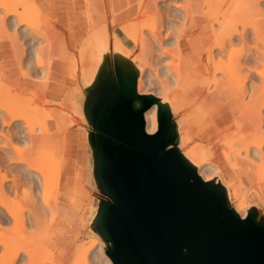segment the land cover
<instances>
[{
  "label": "water",
  "instance_id": "water-1",
  "mask_svg": "<svg viewBox=\"0 0 264 264\" xmlns=\"http://www.w3.org/2000/svg\"><path fill=\"white\" fill-rule=\"evenodd\" d=\"M105 61L78 99L101 195L89 231L113 264H264V211L242 216L220 177L200 176L180 148L172 106L138 92L129 54L110 51Z\"/></svg>",
  "mask_w": 264,
  "mask_h": 264
},
{
  "label": "crops",
  "instance_id": "crops-1",
  "mask_svg": "<svg viewBox=\"0 0 264 264\" xmlns=\"http://www.w3.org/2000/svg\"><path fill=\"white\" fill-rule=\"evenodd\" d=\"M160 1L34 0L41 12L40 31L46 35L50 45L47 54L51 61L52 79L60 81L59 91L56 89L54 93L59 101L50 107V115L45 122L47 129L36 131L26 150L29 157H38L50 151L59 162L56 214L40 236V241L54 253L52 264H70L75 258L77 246L90 237L88 224L101 196L93 176V157L87 141L89 126L80 112L78 97L84 85L98 75L106 62L105 57L113 48H105L104 57L97 59L84 46L86 39L97 33H116L114 19L119 23L130 20L139 9L150 15L156 11ZM196 1L195 16L199 23L195 26L189 22L182 28L179 47L183 78L169 94V97L177 96L176 103L179 105L175 106L176 109L172 108L180 124L181 137L188 136L191 144L207 145L206 154L219 166V177L229 187L230 193L235 185L238 186L246 197L248 208L257 206L264 211V180L259 175V170L264 169V153L260 155L262 159L258 158L260 156L236 157L237 165L232 166L224 152L223 142L235 136L237 121L244 120V127H248L249 120H245L248 114L241 94L231 96L226 89L208 90L201 79L205 68L203 52L213 43L214 37L208 15L204 12L203 0ZM116 35L125 48H128V42L134 43L122 27ZM206 37H209L208 45L204 44ZM90 57L95 62L92 69ZM74 64L87 70L80 75L77 83L69 77ZM14 67L11 43L0 35V82L24 91L26 88L23 86L29 84L28 79L15 73ZM63 81L66 84L64 87ZM226 83V80L221 81V84ZM256 119L257 124L263 126V120Z\"/></svg>",
  "mask_w": 264,
  "mask_h": 264
},
{
  "label": "bare ground",
  "instance_id": "bare-ground-1",
  "mask_svg": "<svg viewBox=\"0 0 264 264\" xmlns=\"http://www.w3.org/2000/svg\"><path fill=\"white\" fill-rule=\"evenodd\" d=\"M164 1L165 0H161L160 3L164 2ZM211 1L214 2V3L212 2L214 6L212 5ZM233 1L234 2L232 3V6L230 4H226V6L228 5L229 7H227L226 9H225L226 6L224 7V11L226 10L225 13L222 11L224 14H222V12H221L222 20H219V19H221V16L219 18V17H216V15H215V17L212 16L213 19H210V20H212V23L210 21V23H211V25H210L211 35L217 39L215 42L213 41V43H211V45L206 47L205 51L203 52L204 53L203 56L201 54L202 59L205 62V68L202 71L201 79L204 83H206L205 85H206L208 90H211V88L219 89L220 91L221 90L223 91L224 89H226L227 91H230L229 93H231V96L241 94V93H243V94H241L243 96L245 93H250V94L252 93L253 94V96H251L252 97V104L255 107V109L257 110V113L260 114V115H258L259 120L262 121V120H264V117L262 115L264 113V87H263L264 86V54H262L264 52V48L262 47V45H261V47H259L260 43H259V46H258V43L254 44V42H256L257 39L255 41H253L254 40V38H253V40H252L253 44L252 43L251 44L253 47H256V46L257 47L255 48V50H253V48H252V52L255 54L256 49L260 48L258 50H259V52H262V53L257 54V51H258L257 50L256 51L257 55L255 54V55H253L252 58H249V57L247 58L248 52L250 54V51H251V47H249V45H248L250 42L248 39L250 37L248 38V33H247L248 28L247 27L248 26L252 27L253 32L256 33V34L253 33L254 35H260V33H261V36H262V34H263L262 32H264V0H233ZM221 2H224V1H221ZM227 2H225V3H227ZM231 2L232 1L230 0L229 3H231ZM215 3L219 4V0L218 1L210 0L209 4H207V6L211 4L210 8L212 6L214 8V7L218 6ZM222 4H224V3H222ZM220 5L221 4H219V6ZM0 7L4 8V14H5L4 19H1L2 17L0 18V20H1L0 22H2L0 27H1V29L3 27V29H2L3 31L5 30L3 33L0 30V33H1L0 35L1 36L3 35L4 37L5 36L6 37L11 36L8 31H7V34L5 35L7 28L8 29L11 28L12 30L15 31L13 33V36H14V40H16V41L13 40V42L11 43L12 44L11 45L12 53H13L14 61H15V67H14L13 71L22 75V76H26V75H29L28 70H31V69L34 70V68H36V66H37L38 68L40 67L41 74H45V75L48 74L49 71L47 70V68H45V64L43 63V61H45V63H46V60L41 59V57H42L41 54L43 55V53H41L42 52L41 51L42 48L40 47L41 43L39 42L38 47L35 46V44L37 43V39L41 40V38L46 37V35L39 30V23H40L39 15H41V12H39L40 10H39L38 6L36 5V3L34 2V0H0ZM32 8H34V9H32ZM213 8L209 9V6H208V12L209 13L212 12ZM216 8H214V9H216ZM29 9L31 11L34 10L35 13H34V11H33V13L35 15L37 13V10H38V14L39 13L40 14L39 15L37 14L38 17H37V15L35 17H34V15L31 16L29 14H31L32 12L29 13L30 12V11H28ZM214 9H213V11H216V10L219 11L220 7H219V9H216V10H214ZM229 10H230V13H229ZM25 11H28L27 14L28 13L29 14L27 15ZM216 13L218 14V12H216ZM160 14L161 13H159V16H160ZM162 14H163V12H162ZM237 14H240L239 17L236 16ZM163 15H161V17H159L160 19L162 18L161 22L163 21L161 23L162 24L161 27H163V24H164V19H163L164 16ZM209 15L211 17V14H209ZM219 15H220V11H219ZM243 15H245V16H243ZM28 16H30L31 18ZM249 16L251 17V20L249 19V21H248L246 19H248ZM234 17L237 19H235ZM153 20H154V18H153ZM235 20H241L242 23H238V24H242V29H241V27L236 29L235 27H237V26L234 25L235 27L234 26L233 27L236 30L233 28L235 31L234 30L231 31L232 24L237 25V23L233 22ZM236 22H239V21H236ZM216 24L219 26L220 29L218 28V26ZM182 25L184 26V24H182ZM229 25H231L230 26L231 29L229 28L230 29L229 32H227L228 29H227V31L224 32V30L226 28H228ZM23 26H26V28H24ZM179 27H182V26H179ZM143 28L144 29H138V32L142 33V30H144L143 31L144 33H145V30L150 31L149 32V34H151L150 37L153 38V40H151L149 38L150 44H152L150 46H153L154 48L158 47L155 50V53L157 50H160V49L163 50V48L165 46L163 44L164 43L167 44L166 43L167 41L165 42V40H167V37H166L167 33L162 38L161 34L158 33V31H156L153 24L151 25V27L146 26ZM19 29H21V31H19ZM180 30L182 31V29H180ZM174 31H176V29H174L173 32ZM177 32L179 33V36H177V38H178L177 42L179 44V39H180L181 34L179 31H177ZM26 37H28V38H26ZM102 37H103V33H97L94 37L86 39L87 40V42H86L87 49L89 50V52L92 51L90 55L91 56L95 55V57L97 59H101L102 57H104V55H105L104 49L109 47L108 43L103 42L102 43L103 45H100L99 47H93L91 44L95 40H97V42L99 43L101 41ZM263 37H264V34H263ZM208 39H209V37L205 38L204 44L207 42ZM235 40H236V43L234 42ZM237 42L239 43V45L244 43L245 45L244 44L243 45L245 46V48L247 45L246 50H248V52L244 49L245 53H247V54H242L244 52L243 50H242L243 52L240 53L241 52L240 50L242 49V47L244 48V46L243 45H242V47L237 46ZM247 42H248V44H247ZM13 44L16 45L15 48L12 47V46H14ZM159 44L161 45V47H159ZM174 44H175V42L172 44V46H174ZM176 45H177V43H176ZM233 45H235L237 48ZM48 46H50V45H48ZM48 46H47V48H49ZM114 46L116 47V49H114V47H113V50L115 51L116 54H118L117 51L122 50V45H121V41H120L119 37H115ZM162 46H163V48H162ZM230 47H232V48H230ZM154 48L151 50L149 48V50H150L149 55L152 56V54H154V52H153ZM176 49H177V46H176ZM231 49H233V50L235 49V50L233 51ZM237 49H240V50H237ZM261 49H262V51H260ZM45 50L49 51V49H45ZM176 51H178V50H176ZM236 51H240L239 52L240 56L237 57L238 52H236ZM160 52H162V51H160ZM164 52H166V51H164ZM235 52H236V56H234L232 54ZM249 54H248V56H250ZM154 55L156 56V54H154ZM176 55L178 56V53ZM176 55H174L175 56L174 58H176ZM46 56H48V55H45L43 57L45 58ZM151 56L149 58H152ZM224 56L225 57L227 56L228 58L224 59L223 58ZM156 57H153V58L155 59ZM177 58L179 59V57H177ZM154 59H152V60H154ZM47 60H49V59H47ZM177 61L176 62H170L171 64L169 62H166V64L164 65L165 69L162 72H160V70H158V71L155 70L156 68L154 69L153 66H156V64L158 62L155 61V65H154V63L151 61V59L145 61V63L143 62V65H141V66L137 65V67L140 68V70L138 69V72H139L138 92L143 94V89H144L143 87L145 86L144 85V77L147 75L152 76L151 70H153L155 72V76L158 78V79L157 78L156 79L158 80V82L160 84V92H158L155 95L158 96L159 98H161L163 102L171 105L172 107H174V109H176L175 106L179 105L176 103L177 96L173 95V96L169 97L168 84L174 85L175 83H177V80L179 78L183 77V72H182V61L183 60L179 63ZM47 62H49V61H47ZM186 63H187V61H186ZM46 64H48V63H46ZM186 65L187 64H185L184 67H186ZM262 65H263V67H262ZM135 66H136V64H135ZM261 68H262V70H261ZM80 69H81V67H80ZM76 70L77 69H75V71ZM86 72H87L86 69L83 70L84 74ZM218 75H220V77H222L223 79H225L227 81L226 85L221 84V80L217 79ZM259 77H261L260 82L263 81L262 82L263 88H260L261 86H258L259 83L257 84V82H255V80H257V78H259ZM163 79H166L167 81L166 80L165 81L168 84H166ZM250 81H252V84H249ZM150 82L148 81V84H150ZM170 82H172V84ZM2 84L3 85H0V120H2L3 126H7V127H13L14 126V127L11 129L12 132L8 131L6 134H3L2 132H0V144H2L0 146H2V148H3L2 154H5L4 159H6L7 162L10 161V163H9L10 166L7 167V169H5L8 172H6V171L4 172L2 170L5 167L4 168L2 167L3 163H2V159L0 158V177H1V179H0V250L2 249V254L4 256L5 255L6 256H9V255L14 256L13 257L14 261H11L8 264H16L15 262H16L17 258L21 256V254H24V258L25 257L28 258V256H29L28 260H30L29 261L30 263L27 261V263H29V264H44L46 262L47 263H53L54 254L49 249H47V247L40 241V236L39 237L37 236V239L33 238V242L37 243L38 249L37 248L33 249V247L31 245H24L22 247H17V245H19L18 244L19 241L24 240L25 235L23 232H25L27 230L26 226H28V223H30L33 220L35 221L36 219H40L39 221H41L42 219L44 220V218L46 219L47 213L50 211L52 212L54 210L53 213H55V209H53V208L52 209L48 208L50 211L47 212V206L49 207V200L44 196V194H47L46 191L49 189L48 186L50 185L49 183L51 181L55 182V183L51 182L52 183L51 185H53V184H54V186L56 185L54 193L57 194V192H58V180H59V175H60L59 166H57L56 160L52 156L53 154H51L50 151L43 152L38 157H33V156L29 157V156L24 155L23 148H21L22 147L21 145H20L21 147L20 146L18 147L19 144L18 145L16 144L17 146L15 145V142L17 139L14 140V142H13L14 137L19 136V139H20L21 138L20 136H22V134H24V133H26L24 136H29V134L33 135L35 131H39V130H45L46 131L47 128L45 126H42V125H45L43 123L39 127H36V125L39 124L38 122L33 121L32 119L28 120V118L30 116L29 117L27 116L25 108H30L31 106L27 107L30 104H27L25 102V100H23V101L21 100L20 97H22V95H23L22 89H20V88L15 89L14 87L12 88L11 86H8L4 83H2ZM174 86H176V84ZM26 96H27V94H26ZM199 96H200V94H199ZM239 109H240V107H239ZM26 110H29V109H26ZM35 119H36V117H35ZM145 119H146L147 131L150 133L155 132L157 127H158L157 105H154L152 108H150L149 110L146 111ZM22 122H24L26 124L23 125ZM40 122H41V120H40ZM44 123H45V120H44ZM24 128L27 131L24 130ZM4 136L6 137L9 144L7 141L4 140V138H3ZM24 136L22 137L23 141H21V139H20V141L26 145L30 144L31 141H30L29 137L27 140L26 138L24 139ZM253 136L257 137L258 135L254 134ZM247 137L248 136L240 133L239 137L232 138V139H229V140H226L223 142V148H224V152L226 154V158L230 162L233 160L235 161V158L239 157L240 155L246 154L247 157L251 158L252 156L258 157L262 154V151L264 152V148H263L264 147V141H262L264 139H260V138H257V139L254 138L253 140H249L250 142L252 141L251 143L249 141H248L249 143L248 142L244 143L243 141H245V140H243L242 141L244 143V144L242 143L243 145H241L239 148H237V145L235 146V144H237V140L246 139ZM251 139H252V137H251ZM16 143H20V142H16ZM10 147H12V150L14 148L15 151L16 150L18 151V152L16 151L17 157L15 155V152H13L15 157L13 155H10L12 153L10 150ZM234 147L237 150H235ZM206 150L201 151L198 149L197 150L193 149L191 151V154L198 156L200 159V162L197 163V165H196L198 168V172H199L200 176L205 181H210L211 179L217 178V176L219 175V172H220V168L216 163L212 162L208 158V156L206 154ZM258 158H261V156ZM190 160L192 161L193 159L190 158ZM234 161L232 163L234 166H236V164H234ZM11 163L13 164V166ZM51 165H55V167L57 166L58 167L57 171L56 170L51 171L50 170ZM58 165H59V163H58ZM48 166H49V168H48ZM50 179H52V180L50 181ZM262 179L264 180V173H262ZM10 181L12 182V184L11 183L8 184ZM47 181H50V182L48 183V186L46 187L45 185H47L46 184ZM21 186H24L22 188V192H20V189H19ZM46 188H48V189H46ZM43 191H44V194H43L44 198H42L43 196H41L42 195L41 193ZM49 193H50V190L47 194L48 198L50 197ZM237 196H238V194H237V192H235L234 197H237ZM55 198L57 200V196ZM56 200H55V203H56ZM22 201L28 205L27 208L24 204L21 203ZM236 208L242 216H246L248 214V204H247L246 200H243V202H241L238 205V207H236ZM50 213H48V214H50ZM53 213H52V215H53ZM25 215L26 216L28 215L27 216L28 218H25ZM13 224H14V226H13ZM9 225H12L11 226V227H13L12 232L14 234L10 237L6 236V235H5V237H2L1 235H3V234L1 232L6 231L5 227L9 226ZM27 232H25V233L29 235V233H30L29 230ZM89 232H91V231H89ZM90 235H91V233H90ZM98 245H99V241L93 240L90 243V245H88V246H84V245H83L84 247L81 245L77 246V249L80 251V253L72 260V262L70 264H91L92 263L91 260L92 261H98V264L99 263L100 264H113L112 260L109 257L105 256L103 249L96 250L98 248ZM43 253H46L47 255L46 254L43 255ZM35 258H36V260L33 261ZM37 258H39V259L37 260ZM25 259H23V260L25 261ZM20 262L21 261L17 262V264ZM23 264H24V262H23ZM25 264H26V261H25Z\"/></svg>",
  "mask_w": 264,
  "mask_h": 264
},
{
  "label": "rangeland",
  "instance_id": "rangeland-1",
  "mask_svg": "<svg viewBox=\"0 0 264 264\" xmlns=\"http://www.w3.org/2000/svg\"><path fill=\"white\" fill-rule=\"evenodd\" d=\"M196 0H165L164 2H159V5H158V7H157V9H156V11L154 12V13H152V14H150V15H147L143 10H140L139 9V12H138V14H136L133 18H131L130 20H127V21H124V22H122L121 21V23H119V21H117L116 19H114L113 20V26H114V28L116 29V33H109V32H103V37L101 38V41L98 43L97 42V40H95L91 45L93 46V47H99L100 45H103L102 43L103 42H107L108 43V46L110 47V46H112V48L114 47V49H116V47L114 46V41H115V37H118L116 34L120 31V29H121V27H122V29L124 30V32L134 41V43L133 42H128V48H125V46L123 45V43L121 42V45H122V50L121 51H117L118 52V54H129L130 55V57H132V61H133V63H134V65L136 64V68H137V70L139 69L140 70V68L139 67H137V65H139V66H141V65H143V62L145 63V61H147V60H149V59H151V61L154 63V65H155V61H157L156 63V66H153L154 67V69L155 70H160V72H162L165 68V64H166V62H176L177 60V62L179 63V62H181L182 61V59H181V50H180V47H179V44H178V38H177V36H179V33L177 32V31H179L180 32V34L182 33V31L180 30V29H182V27H184L186 24H188L189 22L190 23H193L195 26L199 23V20H198V18L195 16V13H197V10H196V6H195V4H194V2H195ZM208 1V2H207ZM216 1H218V0H216ZM221 1H224V2H221ZM228 0H219V4H221L220 6H219V4H217V3H215V4H217L218 6H216V7H214V8H216V9H219V7H220V9H219V11H220V15H219V11L218 10H216V9H214L213 8V1H211V3H212V7L211 8H213L214 10H216V11H213V9H212V12H208V6H209V9H211L210 8V6H211V4L210 5H208L207 6V4H209V2H210V0H203V7H204V12H205V14H207L208 16V21H209V23H210V21H211V23H212V20H210V19H213L212 18V16L213 17H215V15H216V17H219L220 18V16H221V19H219V20H222V14H224L225 13V11H224V7L226 6V4H230L231 6H232V3L234 2L233 0H231L232 2L231 3H229L230 2V0L227 2ZM186 2V3H185ZM197 2V1H196ZM225 2H227V3H225ZM222 3H224V4H222ZM235 4V3H234ZM197 5V4H196ZM227 7H229L228 5L225 7V9L227 8ZM1 9H0V18L1 19H4V17H5V14H4V8H2V7H0ZM233 8V7H232ZM22 9V8H21ZM32 9H34V8H32ZM223 9V10H222ZM23 10V9H22ZM228 10V9H227ZM28 11H30L29 13H33V11L34 10H28ZM28 11H25L26 12V14H27V12ZM224 13H223V12ZM40 12V11H39ZM162 12H163V14H162ZM216 12H218V14L216 13ZM221 12H222V14H221ZM228 12V11H227ZM3 13V14H2ZM28 13V14H29ZM29 14V15H34V17L38 14V10H37V13H36V15L34 14L35 13V11H34V13L33 14ZM159 13H161L160 14V16H159ZM229 13H230V10H229ZM27 14V15H28ZM40 14V13H39ZM38 14V15H39ZM209 14H211V17H210V15ZM228 14V13H227ZM3 15V16H2ZM38 15H37V17H38ZM161 15H163L164 16V24H163V27H161V23L163 22H161V19L159 18V17H161ZM239 15L240 14H237L236 16L237 17H239ZM41 15H39V17H40ZM154 16V17H153ZM243 16H245V15H243ZM28 17H30V16H28ZM33 17V18H34ZM210 17V18H209ZM31 18V17H30ZM153 18H154V20H153ZM235 18V17H234ZM260 18V17H259ZM235 19H237V18H235ZM240 19V18H239ZM242 19V18H241ZM246 19V18H245ZM249 19L251 20V17L249 16V18L248 19H246V20H248L249 21ZM234 20V19H233ZM243 20V19H242ZM1 21V20H0ZM236 21H239V22H236ZM245 21V20H244ZM233 22H235V23H237V25L236 24H232V29L230 28V26L231 25H229V27L228 28H226L225 30H224V32L225 31H227V29H228V31L227 32H229V30L231 29V31H233L235 28L236 29H238L239 27H241V29H242V24H238V23H242L241 22V20H235V21H233ZM1 23L2 22H0V25H1ZM211 23H210V25H211ZM153 24V26L155 27V29H156V31H158V33H160L161 34V36H162V38L164 37V35L167 33V35H166V37H167V40H165V42L167 43V44H163V45H165L164 46V48H163V46H162V48H163V50L162 49H160V50H157L156 51V53H155V50L158 48H154L153 46H150V45H152V44H150V39L151 40H153V38L152 37H150L151 36V34H149V32L150 31H148V30H145V33L143 32L144 30H142V33L141 32H138V29H144L143 27H151V25ZM182 24H184V26L182 25ZM39 25H40V23H39ZM217 25V24H216ZM215 25V26H216ZM237 26V27H235V26ZM241 25V26H240ZM179 26H182V27H179ZM218 26V25H217ZM216 26V27H217ZM235 28H234V27ZM24 28H26V26H23ZM215 27V28H216ZM22 28V27H21ZM218 28H219V26H218ZM230 28V29H229ZM234 28V29H233ZM248 28V31H247V33H248V40L250 41H248L249 42V44H248V42H247V44L249 45V47H251V51H250V54H249V52H248V50H246L247 49V45H246V48H245V44L243 45V44H241V45H239V43L237 42V46H240V47H242V45L244 46V48L242 47V49L240 50V49H237V50H240V51H236V52H238V54H237V57L238 56H240V53H242L243 51V53L242 54H247V53H245V50L248 52V54L250 55V56H248V54H247V58L249 57V58H252L253 57V55H255L256 54V51L258 50V49H260V48H257L256 49V51H255V54L252 52V48H253V50H255V48L257 47H253L252 46V42L253 41H255L256 39L258 40H256V42H254V44L256 43H258V46H259V43H260V46L259 47H261V45H262V47L264 48V37H263V34H264V32H262L263 34H262V36H261V33H260V35H254V34H256V33H254L253 32V30H252V27H250V26H248L247 27ZM2 29H3V27H2ZM1 29V27H0V30L2 31V33L5 31H3ZM11 29V28H10ZM10 29H8L7 28V30H6V33H5V35L7 34V31L9 32V34L11 35V36H8V37H6L5 36V38H7L9 41H10V43H12L13 42V40H14V36H13V33L15 32L14 30H10ZM174 29H176V31H174L173 32V30ZM178 29V30H177ZM220 29V28H219ZM235 29V30H236ZM10 30V31H9ZM23 30V29H22ZM39 30H40V28H39ZM234 30V31H235ZM252 30V31H251ZM19 31H21V29H19ZM221 32V31H220ZM254 33V34H253ZM1 34V33H0ZM149 34V35H148ZM253 34V35H252ZM3 36V35H2ZM106 36V37H105ZM149 36V37H148ZM252 36V37H251ZM4 37V36H3ZM214 37V36H213ZM257 37V38H256ZM26 38H28V37H26ZM150 38V39H149ZM177 38V39H176ZM253 38H254V40H253ZM143 39V40H142ZM215 40H214V42L216 41V39L217 38H214ZM137 40V41H136ZM209 40V39H208ZM208 40H207V42H206V44L208 43ZM253 40V41H252ZM14 41H16V40H14ZM121 41V40H120ZM39 42L41 43L40 44V47L43 49H41V53H43V55L41 54V59H43V60H46V63H48V64H46L45 63V61H43V63L45 64V68H47V70L49 71V73L48 74H41V71H40V67L38 68L37 66H36V68H34V70L33 69H31V70H28L29 71V75H26V78L28 79V82H29V84H27V85H25V86H23V87H25L26 88V90H24L23 91V95H22V97H20L21 98V100L23 101V100H25V102L27 103V104H30V105H28L27 107H29V106H31L30 108H25V111H26V113H27V116L29 117L28 118V120H30V119H32L33 121H36V122H38L39 124H37L36 125V127H39L42 123L43 124H45L44 123V120H45V122H46V120L49 118V115H50V107H51V105H53L54 103H56V102H58L59 101V99L58 98H56V96L54 95V93H55V91H56V89H57V91H59L58 90V87H60L59 86V82L60 81H56V80H54V79H52V69H51V61H50V58H49V56H46L45 58L43 57V56H45V55H48L47 54V51L45 50V49H48L47 48V46H48V39H47V37H44V38H41V40H38L37 39V43L35 44V46L36 47H38V44H39ZM153 42V41H152ZM151 42V43H152ZM175 42V44H174V46H172V44ZM235 43H236V40L234 41ZM233 42V43H234ZM15 43V42H14ZM176 43H177V45H176ZM252 43V44H251ZM228 44V43H227ZM251 44V45H250ZM12 45V44H11ZM14 45V44H13ZM208 45V44H207ZM206 45V46H207ZM211 45V44H210ZM236 45V44H235ZM235 45H233V46H235ZM85 46H86V44H85ZM176 46H177V49H176ZM13 48H15L16 47V45H14V46H12ZM159 47H161V45L159 44ZM236 47V46H235ZM234 47V48H235ZM248 47V48H249ZM149 48H150V50L151 49H153L154 48V54H156V56L154 55V54H152V56L151 55H149ZM229 48V47H228ZM230 48H232V47H230ZM237 48V47H236ZM245 49V50H244ZM250 49V48H249ZM176 50H178V51H176ZM231 50H233V49H231ZM235 50V49H234ZM233 50V51H234ZM243 50V51H242ZM114 51V50H113ZM160 51H162V52H160ZM164 51H166V52H164ZM230 51V50H229ZM232 51V52H233ZM260 51H262V49L260 50ZM115 52V51H114ZM236 52L235 53H232L234 56H236ZM240 52V53H239ZM252 52V53H251ZM166 53V54H165ZM178 53V56L176 55ZM260 53H262V52H259V50L257 51V54H260ZM168 54V55H167ZM256 54V55H257ZM262 54H264V52L262 53ZM166 55V56H165ZM174 55H176V58H174L175 56ZM204 55V54H203ZM152 57V58H149V57ZM246 56V55H245ZM153 57H156L155 59L153 58ZM177 57H179V59L177 58ZM224 59H227L228 57L226 56H224L223 57ZM47 59H49V60H47ZM152 59H154V60H152ZM177 59V60H176ZM47 61H49V62H47ZM204 61V60H203ZM248 61V60H247ZM90 69H92L94 66H95V62L93 61V59H92V57H90ZM168 63V64H169ZM163 64V65H162ZM171 64V63H170ZM173 64V63H172ZM175 64V63H174ZM262 67H263V65H262ZM75 69H77L76 71H75ZM82 70V71H81ZM83 70L84 69H80L79 68V66L77 65V64H74V66L71 68V73H70V75H69V77H71V79H73L76 83H77V81H78V79H79V77H80V75L83 73ZM261 70H262V68H261ZM16 73V72H15ZM151 73H152V76H149V75H147V76H145L144 77V89H143V93H153V94H157L158 92H160V84H159V82H158V78L155 76V72L153 71V70H151ZM157 78V79H156ZM164 78V77H163ZM166 78V77H165ZM183 77H181V78H179L178 80H177V83H175L176 84V86L177 85H179V82L181 81V79H182ZM260 78L261 77H259V78H257V80H255V82H257V84H258V86H261L260 88H263L262 87V82H260ZM169 79V78H168ZM217 79H219V80H221V81H223V80H225V79H223L222 77H220V75H218L217 76ZM164 81L166 80V79H163ZM262 80V79H261ZM148 81L150 82V84H148ZM167 81V80H166ZM166 81H165V83H166ZM57 82V83H56ZM169 82V81H168ZM63 83V86L62 87H64V86H66V84L64 83V81L62 82ZM171 84H172V82H170ZM174 83V82H173ZM4 84H6V83H4ZM166 84H168V83H166ZM174 84V85H175ZM249 84H252V81H250V83ZM0 85H3L1 82H0ZM6 85H8V84H6ZM170 84H168V87H169V90H168V94H170L171 92H172V90L175 88V86L174 85H170ZM8 86H10V85H8ZM174 86V87H173ZM12 87V86H11ZM13 88V87H12ZM15 88V87H14ZM172 89V90H171ZM211 89H213V88H211ZM26 94H27V96H26ZM241 94H243V93H241ZM25 95V96H24ZM175 95V94H174ZM249 95V96H248ZM24 96V97H23ZM244 101H245V104H246V107H245V109H246V112H247V118L245 119L246 121L247 120H249L248 121V127L247 128H245L244 127V125H245V122H244V120H239V121H237V123H236V129H235V136L233 137V138H236V137H239V135H240V133H242V134H244V135H246V136H248L246 139H240V140H237V144H235V146L237 145V148H239L241 145H243L245 142H248L249 140H253L254 138L255 139H257V138H260V139H264V120H263V122H262V125L263 126H259V124H257L258 123V120L256 119V117H259L258 115H260V114H258L257 113V110L255 109V107L253 106V104H252V97L251 96H253V94L251 93H245L244 95ZM250 99V100H249ZM26 109H29V110H26ZM245 112V113H246ZM263 115V117H264V113L262 114ZM256 116V117H255ZM35 117H36V119H35ZM31 120V121H32ZM40 120H41V122H40ZM23 123V125L24 124H26V123H24V122H22ZM21 123V124H22ZM35 123V122H34ZM36 124V123H35ZM22 125V126H23ZM42 126H45L46 127V125H42ZM239 126L244 130V132H246V133H243L240 129H239ZM0 127L2 128H0V132H2L3 134H6L8 131H10V132H12L11 131V129L14 127H7V126H3V122H2V120H0ZM24 130H26L25 128H24ZM27 131V130H26ZM36 132V131H35ZM34 132V133H35ZM26 133H24V134H22V136H20L21 138V141H23L22 140V137L25 135ZM258 135L257 137H254L253 135ZM18 137V138H17ZM17 137H14V139H13V142H14V140H16V142H20V143H16L15 142V145L17 144H19L18 145V147L20 146L21 148H23V153H24V155L25 156H27V148H28V145L29 144H24L23 142H21L20 141V139H19V136H17ZM28 137H29V139H31V137H32V135H30L29 134V136H24V139L26 138L27 140H28ZM251 137H252V139H251ZM4 138V140L5 141H7V139H6V137L4 136L3 137ZM249 138V139H248ZM243 140H245V141H243ZM244 143H243V142ZM256 141V140H255ZM259 141V140H258ZM262 141H264V140H262ZM261 141V142H262ZM8 142V141H7ZM250 142V141H249ZM248 142V143H249ZM252 142V141H251ZM250 142V143H251ZM257 142V141H256ZM22 143V144H21ZM181 144H180V148L184 151V153H185V155L190 159H193L192 160V162L195 164V165H197V163H199L200 162V159H199V157L198 156H195V155H193V154H191V151L193 150V149H198V150H201V151H203V150H206V148H207V145H204V144H202V143H195V144H191V141L189 140V138H188V136H183V137H181V142H180ZM243 143V144H242ZM8 144H9V142H8ZM14 144V143H13ZM0 145H2V144H0ZM14 145V146H15ZM16 145V146H17ZM24 146V147H23ZM264 148V147H263ZM2 146H0V158L2 159V167L4 168L2 171H6V172H8L7 170H5V169H7V167H9L10 166V161L9 162H7L6 161V159H4L5 157H4V155L5 154H2L3 153V151H2ZM234 149L235 150H237L235 147H234ZM10 150H11V152L13 153V152H15V155H16V157H17V153H16V151H15V149L13 148V150H12V147H10ZM262 151V150H261ZM18 152V151H17ZM10 154V155H13L14 157H15V155H14V153L13 154ZM264 152L262 151V154H263ZM19 154V153H18ZM244 155H246V154H244ZM241 156V155H240ZM236 159V158H235ZM234 161V160H233ZM233 161H229L230 163H231V165L232 166H234L233 165ZM5 163V164H4ZM56 163H57V166H59L58 165V163L59 162H57L56 161ZM55 163V164H56ZM12 164V163H11ZM234 164H236L237 165V163L234 161ZM5 165V166H4ZM12 166H13V164H12ZM52 166V167H51ZM50 166V170L51 171H57V169H58V167L56 166L55 167V165H51ZM54 166V167H53ZM48 168H49V166H48ZM56 168V169H55ZM54 169V170H53ZM49 170V169H48ZM50 171V172H51ZM3 172V173H4ZM262 173H264V169L262 168V169H260L259 170V175L261 176V178H262ZM220 174V173H219ZM219 177V175L217 176V178ZM0 179H1V177H0ZM49 180V179H48ZM52 179H50V181H51ZM211 180H213V179H211ZM50 181H47V185H45L46 187L48 186V183L50 182ZM59 181V180H58ZM51 182H53V181H51ZM49 183L50 185L48 186L49 187V189L48 188H46V189H48L47 191L49 192V190H50V193H49V198L47 197L48 195V192L46 191V193L47 194H44V191L41 193L42 195L41 196H43V194H44V196L49 200V207L47 206V212L48 211H50L48 208H53V209H55V213H53L54 212V210L50 213V212H48V213H50V214H48L47 213V218L45 219L44 218V220L42 219L41 221H39L40 219H36L35 221L33 220V221H31L30 223H28V226H26V228H27V230L25 231V232H27L28 230H29V232L31 233H29V235L28 234H26L25 232H23L24 233V235H25V238H24V240H22V241H19V245H17V247H22V246H24V245H31L32 247H33V249H38V246H37V243L36 242H33V238L34 239H37V236L39 237V236H41V234L49 227V225H50V223L53 221V218L55 217V214H56V203L58 202V200H59V195H58V192H57V194L56 193H54V190H55V186H54V184L53 185H51L52 183ZM12 184V182L10 181L8 184ZM53 183H55V182H53ZM24 186H21L19 189H20V192H22V188H23ZM45 188V187H44ZM43 188V189H44ZM235 192H237V194H238V196L237 197H234V193ZM44 196L42 197V198H44ZM57 196V200H56V197ZM231 198H232V201H233V206H235V207H238V205L241 203V202H243V200H246V197L243 195V194H241V192H240V190H239V188H238V186H236L235 185V187L233 188V190H232V193H231ZM55 200H56V203H55ZM247 201V200H246ZM22 204H24L25 206H26V208H27V204L26 203H24L23 201L21 202ZM55 205V206H54ZM52 213H53V215H52ZM27 214V213H26ZM28 216V215H27ZM26 215H25V218H28ZM49 216V217H48ZM52 217V218H51ZM38 221V222H37ZM40 222V223H39ZM12 225H9V226H6L5 228V230L6 231H4V232H1L3 235H1L2 237H5V235L6 236H12L14 233L12 232V228L13 227H11ZM13 226H14V224H13ZM11 229V230H10ZM17 230V229H16ZM28 233V232H27ZM89 233V235H90V233H91V235H90V237L88 238V239H86V240H84V241H82L81 242V246H88V245H90V243L93 241V240H98L99 241V245H98V248L96 249V250H98V249H103L104 250V254H105V256H107V257H109L108 255H107V253H106V244L97 236V235H95L93 232H88ZM32 235V236H31ZM83 246V247H84ZM47 249H49V248H47ZM50 250V249H49ZM51 251V250H50ZM52 252V251H51ZM53 253V252H52ZM80 253V251L76 248V255H75V257L78 255ZM44 254H46V253H43V255ZM54 254V253H53ZM42 255V254H41ZM42 255V256H43ZM47 255V254H46ZM45 255V256H46ZM13 255H9V256H4L3 254H2V249L0 250V264H8V263H10L11 261H14L13 260ZM44 257V256H43ZM20 260H19V259ZM17 258V260H16V264H17V262H19V261H21L20 263L21 264H23V262H24V264H25V261H26V264H29L30 262V260H28V258H29V256H28V258L27 257H25L24 258V254H21V256L20 257H18ZM40 258V257H39ZM39 258H37V260L39 259ZM110 258V257H109ZM23 259H25V261L22 260ZM36 260V258L33 260V261H35ZM27 261L29 262V263H27ZM72 262V261H71ZM91 264H98V261H92L91 260ZM20 263H18V264H20ZM44 264H52V263H44ZM100 264V263H99Z\"/></svg>",
  "mask_w": 264,
  "mask_h": 264
}]
</instances>
